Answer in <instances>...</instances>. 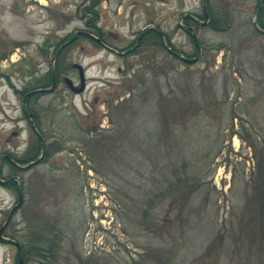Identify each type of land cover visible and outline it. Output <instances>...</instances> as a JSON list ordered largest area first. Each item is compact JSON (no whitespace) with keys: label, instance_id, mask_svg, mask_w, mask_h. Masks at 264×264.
Returning <instances> with one entry per match:
<instances>
[{"label":"rangeland","instance_id":"rangeland-1","mask_svg":"<svg viewBox=\"0 0 264 264\" xmlns=\"http://www.w3.org/2000/svg\"><path fill=\"white\" fill-rule=\"evenodd\" d=\"M91 1L0 0V228L18 202L7 179L23 198L0 264H264L257 0H208L220 31L181 18L202 16L201 0H100L95 26L111 47L151 25L177 56L151 40L121 58L79 36L60 64L76 86L71 65L83 67L85 90L61 78L27 101L43 158L17 164L37 141L18 92L46 78L57 43L96 32Z\"/></svg>","mask_w":264,"mask_h":264},{"label":"trees","instance_id":"trees-1","mask_svg":"<svg viewBox=\"0 0 264 264\" xmlns=\"http://www.w3.org/2000/svg\"><path fill=\"white\" fill-rule=\"evenodd\" d=\"M205 1L208 2V0H205ZM261 1H263V4H261ZM257 2H258L257 9H258V7L260 5H262V9L259 12L258 17H257V25H258V27L260 29H262L264 31V0H257ZM89 3L90 4H88L85 7L84 14H85V16H90L91 15L92 18H89V20H86L85 21V26L87 28H90V29H96V32L98 33V27L95 26V23H96V21L99 18V13L96 12V8L99 5L100 0H93V1H91ZM207 10L208 11L210 10V8L208 6H207ZM185 21H190V20L186 18ZM222 23H223V21H220L219 19H215L214 16L210 15V12H209V21L207 23V27L211 28L212 30L220 31L219 29H220V27H221L220 25ZM226 29L227 28H224L223 31L226 30ZM96 32L94 33V31H93L91 33L94 34V35H97ZM259 33H261V32H259ZM147 34H148V37L150 38V40L153 41V43L155 44V46H157V47H161L162 46V43H163L162 35L159 34L156 29H150ZM261 34H263V33H261ZM66 41H67V39L66 40L63 39L61 42H59V43H57L55 45V48H54V51L52 52V54L55 55L58 51H59V54L56 55L53 66H50V70L48 71V73L46 75V78H44L43 81H42V83L38 84V86L35 87L34 89L39 88V87H45L47 85H51L52 84V79H53V77H52L53 74L55 75V78L58 79V77H60V75H62L63 73H65L69 69V67L68 66H64V64H62V62L60 64V60H62V58L64 56L63 54H64L65 50L67 48H69V46H70V45H68V46H66L63 49H60V47ZM43 50H44V48H43ZM46 55H48V51L46 52ZM18 93L20 95H24L25 94V92H18ZM31 98H29V99H31ZM43 148H44V146L41 143L39 137L37 136L36 145L34 146L33 151H32L33 152V155L32 156H29V157H26L25 159L17 160L16 161L17 164H21V165L24 164L25 165V164H28L30 162H33V161L37 160L38 159V156L40 154L38 156H36V155L38 154V152L41 153V151H42ZM6 161L9 162V160H6ZM11 168L14 171L18 170V167L15 164H13V163H11ZM5 186H7V187H9L11 189L16 190L17 193H18L17 186H16V184H15V182H14V180L12 178L7 179V181L5 182ZM37 255H38V257L40 259H45L46 258L45 254H43L41 252L38 253Z\"/></svg>","mask_w":264,"mask_h":264},{"label":"flooded vegetation","instance_id":"flooded-vegetation-1","mask_svg":"<svg viewBox=\"0 0 264 264\" xmlns=\"http://www.w3.org/2000/svg\"><path fill=\"white\" fill-rule=\"evenodd\" d=\"M203 5H205V0L202 1V12L204 14ZM203 17L204 16H195V19H192V22L193 23H197L199 25V24H201V22H202L201 18L203 19ZM147 26L148 25H144V26H142V28L133 31L132 32V41L128 45H124V46H120V47H111L109 45L108 41L106 40V38L104 37L103 31H102V29L100 27L98 28L97 35L92 34L88 29L85 28L84 30L77 31L78 35H76L77 34V32H76L74 36L69 38V40H67L66 42H69V41L70 42L67 43L63 48H65L68 45H72L79 38V36H82V37H84L86 39H89V40L93 41L98 47H100L104 51L109 52L111 54H115V55H117V56H119L121 58H126L128 56L135 55L136 53H138L140 51L141 48H144V49L145 48H148V49L150 48V45H151L150 41L151 40H150V38L148 37V34H147L148 31H149V29H147ZM109 36L112 37V40H115V39L117 40L118 39V34H114L113 32H109ZM71 68L74 69L72 66H71ZM118 71H120V68H118ZM64 74H66V73H63L62 75H60V77H58V79H56L55 75L53 74V76H52L53 77L52 83L54 85L53 89L48 91L47 90L48 88H46L47 87L46 86V87H42L43 92H37V93L29 95V93L32 91L31 90V91H29V92L24 94L23 100H22V109H23L24 112L28 113V116L30 118H33V114L30 113L29 109L27 108V100H29V98H31L32 96L34 97L36 95L45 94V93H48V92H53L59 86V84L61 82V78H62L63 82L65 83L66 87L68 88V90L70 92H73L72 89H71L72 86H69V85L66 84L67 83L65 81L66 77H63ZM77 75H78V72H77ZM73 88L76 90L77 86L73 84ZM38 89H41V88H38Z\"/></svg>","mask_w":264,"mask_h":264},{"label":"water","instance_id":"water-1","mask_svg":"<svg viewBox=\"0 0 264 264\" xmlns=\"http://www.w3.org/2000/svg\"><path fill=\"white\" fill-rule=\"evenodd\" d=\"M204 14H205V15H204V19H205V21L203 22V24H205V23L207 22V20H208V14H207V12L205 11V6H204ZM188 16H189V15H188ZM254 25H255L256 28L259 30V28H258L257 25H256V22H254ZM260 31H261V30H260ZM52 60H54V57H53ZM73 67H74V68H77V69L79 70L80 87H79L78 89H76V90L73 89L72 87H71V89H72V91H73L74 93H80V92L83 91V89H84V77H83L82 67H81L80 65H77V64H74ZM66 82H67V84H68L69 86H71V84H70V80H69V79H66ZM53 87H54V85H52V87L50 88V90L53 89ZM40 91H42V90H40ZM30 165H32V163L29 164V166H30ZM21 201H22V197H21V195H20V196H19V201H18V203H17V204H16V205L10 210L9 215H8V217H7V219H6V222H5L4 225L0 228V239H2V237H1V233H2L3 229L5 228L7 222L10 220V218H11L13 212L15 211V209L18 208V207L20 206Z\"/></svg>","mask_w":264,"mask_h":264}]
</instances>
